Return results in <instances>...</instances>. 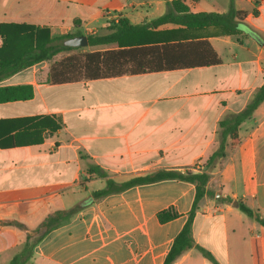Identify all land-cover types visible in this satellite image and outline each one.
<instances>
[{
  "label": "crops",
  "instance_id": "crops-1",
  "mask_svg": "<svg viewBox=\"0 0 264 264\" xmlns=\"http://www.w3.org/2000/svg\"><path fill=\"white\" fill-rule=\"evenodd\" d=\"M185 2L193 12H225L231 0ZM233 2L264 37V0ZM166 9L165 0H0V25L47 27L51 37L104 34L119 18L140 24ZM130 37L160 53L164 44L183 42L165 52L177 62L198 59L208 49L201 41H208L220 62L53 82L56 60L118 47L88 43L0 79V86L33 87L31 97L0 101V264H9L26 239L25 230L8 222L34 228L49 213L82 204L106 185L93 166L119 182L161 167L202 166L219 146V121L242 110L264 83V46L247 32L168 22ZM239 137L211 171L213 195L200 201L193 220L195 243L214 260L193 246L174 264H255L254 244L264 264V225L238 206L264 217V101L242 122ZM195 193L194 183L172 178L108 194L51 230L27 264H163ZM171 206L179 215L160 222L157 213Z\"/></svg>",
  "mask_w": 264,
  "mask_h": 264
},
{
  "label": "trees",
  "instance_id": "trees-1",
  "mask_svg": "<svg viewBox=\"0 0 264 264\" xmlns=\"http://www.w3.org/2000/svg\"><path fill=\"white\" fill-rule=\"evenodd\" d=\"M165 1L167 5L166 11L150 21L133 24L128 18L122 17L118 19L117 23L109 26L107 33L88 34L90 45L117 42L118 47L75 53L63 57L61 60H56L50 70V79L53 82H67L80 79L81 77H108L128 72L139 73L163 68H173L180 65H207L220 62V58L208 41H201V44H204L208 49H204V54L198 59L191 62H177L169 60L165 52L170 50L168 48H172L174 44L175 46H182L184 44L183 42L164 44L162 47L163 51L160 53L158 52L160 50L159 46L140 44L138 40H133L130 37L133 33L147 31L168 22L177 23L189 28L216 26L220 27L223 33L229 34H237L244 31L264 46V37L244 21L246 12L237 9L233 0H231L225 12H193L185 0ZM5 25L8 29H6ZM0 33L3 37V44L0 46V51L12 48L16 49L11 54H0V79H2L34 63L52 58L61 51L79 49L80 47L78 46L66 45L64 40L71 36L81 34L82 32L77 31L51 37L50 30L47 27H39L29 23H5L0 25ZM32 94L33 87L28 84L0 86V101L24 99L31 97ZM263 101L264 83L255 91L252 99L242 110L229 113L219 121V146L211 153L202 166L195 165L193 167H185L184 169L161 167L137 174L121 182L108 176L107 172L99 166L91 167V171L106 179V185L101 189L94 190L89 199L83 200L82 204L57 209L49 213L34 228H29L17 220L8 222L20 227L26 232L24 243L19 251L11 258L9 264H27L34 253L35 246L51 230L71 220L85 205L91 204L95 200L108 194L123 191L137 184L172 178L194 183L196 193L192 207L188 212V218L181 230L174 237L163 264H174L187 249L193 246L198 248L203 255L214 260L213 254L209 250L195 243L192 233L193 220L200 206V201L205 195H213V192L207 187L211 171L216 166L218 160L227 154V145L229 144L230 147L234 148L239 143V130L242 122L249 118ZM54 126V128H57L59 124H55ZM225 199L231 200L230 197ZM238 206L245 214L254 217L264 225V217L261 216L258 209L251 208L242 202H239ZM178 215L179 212L172 206L162 209L157 213L160 222H167ZM253 257L255 264H260V248L257 244L253 245Z\"/></svg>",
  "mask_w": 264,
  "mask_h": 264
},
{
  "label": "water",
  "instance_id": "water-1",
  "mask_svg": "<svg viewBox=\"0 0 264 264\" xmlns=\"http://www.w3.org/2000/svg\"><path fill=\"white\" fill-rule=\"evenodd\" d=\"M64 43L66 45H70V46H85V45H88L89 40H88L87 35L79 34V35L71 36V37L65 39ZM236 203L237 202H235V204Z\"/></svg>",
  "mask_w": 264,
  "mask_h": 264
},
{
  "label": "rangeland",
  "instance_id": "rangeland-1",
  "mask_svg": "<svg viewBox=\"0 0 264 264\" xmlns=\"http://www.w3.org/2000/svg\"><path fill=\"white\" fill-rule=\"evenodd\" d=\"M89 46L86 45V46H81L80 47V50H84V49H88ZM217 242V245H216V253H218L219 255H222L223 254V250H222V244H221V240H218L216 241Z\"/></svg>",
  "mask_w": 264,
  "mask_h": 264
}]
</instances>
